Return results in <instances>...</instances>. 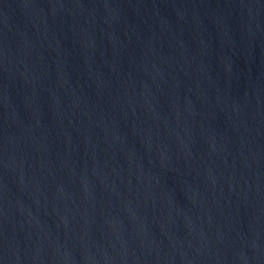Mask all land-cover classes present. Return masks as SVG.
Returning <instances> with one entry per match:
<instances>
[{
  "label": "water",
  "instance_id": "obj_1",
  "mask_svg": "<svg viewBox=\"0 0 264 264\" xmlns=\"http://www.w3.org/2000/svg\"><path fill=\"white\" fill-rule=\"evenodd\" d=\"M0 264H264V0H0Z\"/></svg>",
  "mask_w": 264,
  "mask_h": 264
}]
</instances>
